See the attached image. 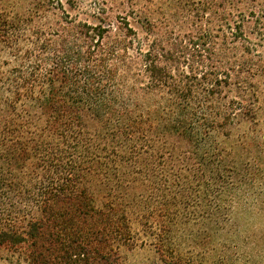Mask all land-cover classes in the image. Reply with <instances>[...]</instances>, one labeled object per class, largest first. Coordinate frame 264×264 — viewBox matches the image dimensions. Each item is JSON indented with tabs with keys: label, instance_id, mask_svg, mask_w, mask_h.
<instances>
[{
	"label": "trees",
	"instance_id": "1",
	"mask_svg": "<svg viewBox=\"0 0 264 264\" xmlns=\"http://www.w3.org/2000/svg\"><path fill=\"white\" fill-rule=\"evenodd\" d=\"M79 2L0 0V173L29 167L0 251L122 264L141 233L164 264H188L184 242L214 252L240 206L264 216V45L236 20L248 0H187L176 20L135 2L138 28L102 9L81 21L66 8Z\"/></svg>",
	"mask_w": 264,
	"mask_h": 264
},
{
	"label": "rangeland",
	"instance_id": "2",
	"mask_svg": "<svg viewBox=\"0 0 264 264\" xmlns=\"http://www.w3.org/2000/svg\"><path fill=\"white\" fill-rule=\"evenodd\" d=\"M135 2L150 10L152 17L158 20L171 18L176 20L175 18L178 17L175 13L177 5L184 6L187 0H80L76 9H71L68 5L66 8L71 12V16L81 21H92L91 17L94 12L102 9L106 11L108 22H115L116 18L129 17L132 25L138 28L136 16L132 15L133 17H131L132 5ZM238 12L236 20L242 22L244 31L243 33L240 31L239 36L244 35L243 38L249 36L253 40L254 47L252 49L257 54V50H261L264 45V29L262 28L264 0H248L238 9ZM51 22L57 24L60 19L51 17ZM139 32L141 33V30ZM242 41H238V44L242 45ZM148 43L149 40L146 39L145 45ZM262 99L264 100V85ZM19 136L24 137L23 140L28 137L23 132ZM6 153L8 151L0 147V167L4 166L3 158ZM12 153H16V151L13 150ZM33 162L35 160H31L30 166L33 165ZM28 169L29 167L23 173L15 171L12 172L13 174L0 173V225L5 224L6 214L17 203L13 185H16L21 179L27 181ZM248 207L250 206L244 205L239 207L243 209L236 210L232 226H229L230 228L224 232L225 234L220 238L214 252L209 250V252L202 253L199 248L195 250L191 243L184 242L182 252H186V258H192L188 264H264V216L255 214L248 210ZM120 252L122 264H164L152 241L141 233L130 243L122 245ZM194 255L197 257H193ZM0 264L18 263L12 260L8 250L2 249Z\"/></svg>",
	"mask_w": 264,
	"mask_h": 264
}]
</instances>
